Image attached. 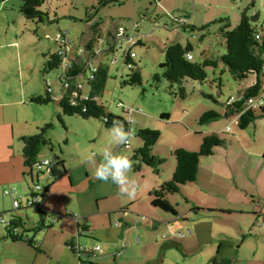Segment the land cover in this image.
<instances>
[{"label": "crops", "instance_id": "crops-1", "mask_svg": "<svg viewBox=\"0 0 264 264\" xmlns=\"http://www.w3.org/2000/svg\"><path fill=\"white\" fill-rule=\"evenodd\" d=\"M11 28L0 26V218L17 217L24 227L18 229L23 240L13 241L0 223V264H264V119L242 130L237 118L225 117L224 104L212 94L205 97L223 105L222 111L203 102L196 109L164 94V108L144 115L131 105L138 101L122 90L120 103L132 108L131 114L122 111L133 121L134 138L129 148L112 143L103 121L66 116L61 122V94L55 90V106L32 101L46 97L45 81L50 78L40 66L39 53L37 59L30 50L25 53L28 48ZM70 58L74 56L68 54ZM219 68L225 72L220 62L214 69ZM80 78L74 83H83ZM254 82L241 85V93ZM83 93L89 92L83 88ZM104 95L105 90L99 102ZM176 109L182 114L179 118H174ZM211 110L225 122L200 124L199 118ZM47 124H53L47 132L52 146L42 147L37 160L55 162L38 172L26 165L24 139L38 135ZM173 126H178L179 136L170 141L164 137L176 132L169 130ZM142 129L159 130L153 155L166 162L158 173L145 165L138 171L132 168L128 175L136 182V194L129 198L111 180L97 179L92 161L99 163L105 148L132 161L134 151L144 146L137 136ZM213 133L232 135L225 147L202 158L197 181L170 197L176 214L153 207L151 195L173 177L174 151H199L203 137ZM37 185L42 188L38 193ZM9 189L17 190L19 210L6 194ZM33 196L39 199L36 207L27 205ZM83 219L89 223L84 234ZM72 243L86 252L73 251ZM97 245L100 252H92Z\"/></svg>", "mask_w": 264, "mask_h": 264}, {"label": "rangeland", "instance_id": "rangeland-1", "mask_svg": "<svg viewBox=\"0 0 264 264\" xmlns=\"http://www.w3.org/2000/svg\"><path fill=\"white\" fill-rule=\"evenodd\" d=\"M121 1L123 2L121 5L115 3L101 6L99 0H45L41 8V11L46 14L44 16L45 22L42 24L24 18L21 12V0H0V26L10 24L13 35H20L25 48H28L25 49V53L30 50V55L34 54L36 59L39 53L42 59L40 66L45 64L44 54L57 53L59 45L55 39L58 34L63 33L72 42L73 56H75L76 50L84 49L88 42L96 38L95 47L101 54L94 60V64L106 65L109 70L108 80L105 84V95L99 100L110 112L117 111L126 120L129 119V115L123 114L122 109L117 107L118 103L124 102L120 98L121 94H119L122 90H125V96L129 97L131 101H138V104H131L137 112L150 115V111L158 112L160 108H164L160 101H162L161 97H164V94L167 95L166 98L170 96L169 83L165 80L161 83H155L153 76L163 73L165 51L170 44L181 43L185 45L188 43L192 45L194 62L203 63L210 59L216 60L226 52V45L221 37L222 28L229 24L228 30L235 29L239 26L244 12H247L249 17L258 15V20L253 24L261 34H264V0ZM97 23H100V29L96 36L93 30ZM118 27L127 30V35L130 37H138L144 43L135 45L132 50L136 54L135 62L138 65L137 68L141 70L143 78L141 87H122L121 83L126 79L130 70L125 67L123 61L117 65H112L113 53H105L108 49L110 34L115 33ZM192 27L195 28V31H192ZM117 50L118 48H116ZM27 58L25 56V59ZM63 68L64 66L48 74V78H50L48 81L52 82L57 95L60 93V83L57 78L62 74ZM206 73L208 80L204 84L188 81L185 85L189 95L185 102L196 109L200 108L203 102L210 108L222 111L223 105L207 99L205 95L212 94L219 99L220 103L225 105L231 96H236V98L240 96L241 85L255 79V77L250 76L244 83H239L228 72L222 73L220 68H208ZM79 80L84 83V90L89 92L90 88L87 86L86 80L83 77ZM214 80L216 83L213 84L212 81ZM220 81L223 86L219 88ZM170 98L174 99L171 96ZM50 103L55 104L54 102ZM180 116H182L180 110L176 109L174 118ZM223 122H225L224 119H218L211 122L210 125L219 126ZM58 124L61 125L59 121ZM154 125L160 126V123L155 121ZM177 127H168L169 130H177L164 138L170 141L178 138L179 128ZM228 134L222 137L230 141L232 134Z\"/></svg>", "mask_w": 264, "mask_h": 264}, {"label": "trees", "instance_id": "trees-1", "mask_svg": "<svg viewBox=\"0 0 264 264\" xmlns=\"http://www.w3.org/2000/svg\"><path fill=\"white\" fill-rule=\"evenodd\" d=\"M21 1V12L25 19L34 21L35 23L40 22L43 24L45 22L44 16L46 14L41 11L45 0ZM115 3L120 5L123 4L121 0H99L101 6H108ZM258 18V15L249 17L247 12H244L239 26L235 29L228 30L230 27L229 24L223 27L221 30V37L224 39L226 52L216 60H206L203 63L194 62L193 59L188 60L187 56H192V52L194 51L192 45L188 43L185 45L181 43L170 44L165 51V63L162 67L163 73L153 76L155 83H161L163 80L167 81L169 83L168 91L172 98L187 100L189 95L185 87L186 82L197 81L204 84L208 80L206 69L217 68L220 62L224 66L225 71L228 72L236 82L242 83L246 81V79H249L250 76L255 77L254 84L248 86L246 90L236 98L237 100L235 102L230 105H224L226 108L225 117L237 118L238 126L242 130L247 129L257 120L264 119V107L258 110H252L248 109L245 105L247 99L250 97L258 98L264 92V34H261L253 24ZM99 26L100 23H97V26H95L93 30L96 36L100 29ZM120 28L121 27H118L115 33L110 34L108 49H106L105 53L112 52L114 54L116 52V33L119 32ZM192 31H195V28L192 27ZM61 34L64 35L63 33ZM64 37L66 38L65 35ZM95 41L96 38H93L85 45L84 49L81 48L83 49L84 55L90 57L88 58L89 60H95L94 57H97V53H99V56L101 54L95 47ZM56 43L59 45L57 53L44 55L46 59L44 64L45 74H49L62 67L66 62L65 58L68 60V54L72 55L71 49L73 46L66 54L60 55L62 46L59 42L56 41ZM137 44L140 45L141 40ZM78 50H76L74 54V59L70 58L69 60L71 63L70 74L72 77L70 88L65 92H60L61 98L58 103L61 113L59 114V120L62 122L63 117L66 116L80 117L86 120L97 119L103 121L104 125L108 128L112 127L114 120H118L123 122L125 130L128 131L132 128L133 121L130 122V120H132L131 117L125 120L110 112L103 103L98 101L99 95L105 90V84L108 80L109 70L107 66L103 64L96 65L93 61V66L97 67V72L94 74V79H91L89 76L91 71L87 68V63L84 61L85 57L84 55L79 56L77 54ZM131 63L133 67L128 69L130 73L127 75L126 79H124L123 83H121V86L132 88L141 87L143 83L141 70L137 68L138 65L135 61ZM79 76L86 80V84L90 88V91L88 94L81 91L77 96H74V81ZM84 95L89 96L88 100L85 99ZM32 101L38 105H43L53 101L55 102L57 99L54 93H49L48 90H46V97L36 96L32 98ZM221 118L222 116L218 112L211 110L199 118V123L205 125ZM52 128L53 124H47L40 130L38 135L24 139L23 153L28 167L35 168V163L38 162L37 158L42 147L52 146L51 140L47 138V132ZM137 136L143 141L144 146L134 151L132 168L138 171L141 166L145 165L151 167V169L158 173L159 168L166 162L165 159L153 155V150L160 138V132L152 129H142L138 131ZM228 143L229 141L227 139L217 133H213L203 137L199 151H191L185 148L175 150L174 157L177 166L175 167L173 177L169 182L163 183L160 188L151 195L153 207L175 215L176 211L169 202L170 197L179 193L182 186L196 182L202 158L212 156L215 151L225 147ZM21 227H24L22 221L17 217L12 218L10 226L6 228L8 237L13 241L23 240V238L18 235V229ZM26 241L30 245H34L30 238H27ZM78 246L82 245L79 243L71 244L73 251L78 250Z\"/></svg>", "mask_w": 264, "mask_h": 264}, {"label": "built area", "instance_id": "built-area-1", "mask_svg": "<svg viewBox=\"0 0 264 264\" xmlns=\"http://www.w3.org/2000/svg\"><path fill=\"white\" fill-rule=\"evenodd\" d=\"M56 41L59 42L62 46L61 50H60V55L62 54H66L67 51L70 50V48L72 47V42L69 41L68 39H66L64 37V35H62L61 33L58 34L57 38H56ZM140 41V39L138 37H130L129 35H127V30L123 29L122 27L119 29V32L116 33V48H118V50L113 54V59L111 61V64L112 65H117L119 64L120 62L123 61V63L125 64L126 62V68L127 69H130L131 67H133L132 65V61H135V57H136V54L132 51L133 50V47L135 45H137V43ZM77 54L80 56V55H84V52H83V49H79ZM66 56V55H65ZM99 56V53H97V57H94L95 59H97ZM84 61H86L87 63V68L91 71V73L89 74V76L91 77V79H94V74L97 72V67L93 66V59L92 60H89L88 58L90 57H87L84 55ZM187 59L188 60H192L193 57L191 55H188L187 56ZM66 62L65 64L63 65L64 68H63V72H62V75L59 77L60 79V85H61V89H60V92H65L67 91L68 88H70V81H72V77H71V74H70V65L71 63L67 60V58H65ZM129 61V62H128ZM80 77V76H79ZM78 77V78H79ZM76 81V79H75ZM46 87H47V90L49 93H54V89L53 87L51 86V82L49 81H46ZM83 88H84V85L83 83L81 82H76L75 83V92L74 93V96H77L81 91L83 92ZM264 88V87H263ZM85 99L88 100L89 96L87 95H84ZM237 99L235 96H231L228 100V102H226L225 105H230L232 104L233 102H235ZM118 107H120L121 109H123V111L125 113H128V114H131L132 112V109L131 108H128V107H124L122 104L118 103L117 104ZM246 107L248 109H252V110H258L260 109L261 107H264V92L258 97V98H252L250 97L249 99H247V103H245ZM130 122H132V120H130ZM131 131V136L130 138L132 137V133L133 132V129L130 128L129 129ZM130 138H129V141L128 143L125 145L123 144L124 147L126 148H129L130 147ZM44 159H48L50 161V163L48 165H45L43 163V160ZM44 159H41L40 161H38L37 163H35V170L38 171V172H41L43 171L45 168L49 167L50 164L54 163L55 160L52 159V158H44ZM42 191V188L37 185L35 186V192H40ZM6 194L11 196V198L13 199V205H14V208L17 210H19L21 208V203H20V197L18 196V193H17V190L16 189H9L6 191ZM27 205L28 206H38L39 205V199L38 197L36 196H33L28 202H27ZM77 221H80L81 219L77 216L74 217ZM0 223L6 227H9L10 226V221H6L4 218H0ZM117 224V223H116ZM118 225V224H117ZM82 230H81V233L84 234V231L88 229L89 227V223L88 221L86 220H82ZM77 249L81 252H86V249L83 247V246H78ZM101 248L99 245L93 247L91 249L92 252H100Z\"/></svg>", "mask_w": 264, "mask_h": 264}, {"label": "clouds", "instance_id": "clouds-1", "mask_svg": "<svg viewBox=\"0 0 264 264\" xmlns=\"http://www.w3.org/2000/svg\"><path fill=\"white\" fill-rule=\"evenodd\" d=\"M108 131L111 142L116 144L126 145L131 136V131H126L123 122L118 120L113 121L112 127ZM92 162L96 164L95 176L97 179L105 182L111 180L119 187L121 193L127 194L129 198H134L136 194V182L129 178L128 173L132 169V161L127 155L116 154L108 148H105L102 151L99 163L95 160ZM43 163L48 165L50 161L44 159Z\"/></svg>", "mask_w": 264, "mask_h": 264}]
</instances>
